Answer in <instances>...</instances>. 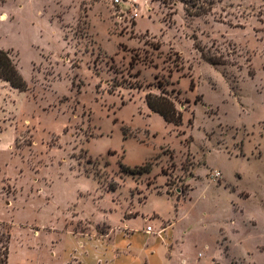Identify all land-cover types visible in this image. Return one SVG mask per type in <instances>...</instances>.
Masks as SVG:
<instances>
[{"label":"rangeland","instance_id":"1","mask_svg":"<svg viewBox=\"0 0 264 264\" xmlns=\"http://www.w3.org/2000/svg\"><path fill=\"white\" fill-rule=\"evenodd\" d=\"M0 48L28 84L0 79L9 264H65L64 227L143 245L162 220L190 264H264V0H0ZM161 84L181 126L146 103Z\"/></svg>","mask_w":264,"mask_h":264},{"label":"crops","instance_id":"2","mask_svg":"<svg viewBox=\"0 0 264 264\" xmlns=\"http://www.w3.org/2000/svg\"><path fill=\"white\" fill-rule=\"evenodd\" d=\"M157 216L158 217L154 219L151 218L147 220V222L152 224L162 220L159 215ZM148 218L149 216H147V219ZM132 219L133 218L125 220L126 223L124 224V228L126 231H131L129 222ZM144 220L146 219L144 218ZM171 221L173 222L171 223ZM174 221L175 220L160 221L156 232H154V227L152 225H148L152 227V232L147 231V226L144 230L145 238L142 237L144 240L143 245L137 242L138 239H136L137 237L134 233H127L126 240L122 245H119L115 243V240H113L112 243H107L99 238L74 234L69 228L64 227L68 234L76 238L79 243L78 250H75L74 254L71 255V258L68 259L65 264H69L72 261L78 264H86L77 257L79 253L82 254L83 257V249L85 248L83 239L88 240L89 242L96 241L98 242V245L105 246L107 251H111L110 257L104 259L99 257L94 264H102L103 262L104 264H190L188 253L184 252V248L180 247L179 243L185 246L186 243L184 240L191 237V231H183V235L178 239L179 236L174 232ZM109 227L113 230L112 226ZM159 242L163 243L162 245L165 244V248L159 246Z\"/></svg>","mask_w":264,"mask_h":264},{"label":"trees","instance_id":"3","mask_svg":"<svg viewBox=\"0 0 264 264\" xmlns=\"http://www.w3.org/2000/svg\"><path fill=\"white\" fill-rule=\"evenodd\" d=\"M202 8H191L185 3V11L189 16H199L202 12L199 11ZM210 11V10H203ZM197 49H199L197 47ZM157 50H160L158 45ZM200 50V49H199ZM202 53V52H201ZM210 63H216L212 59L206 58ZM0 79L8 82L12 88L19 90L20 92H25L28 90V84L26 80L19 73L16 68L10 53L7 50L0 48ZM164 84H161L160 95H155L149 93L146 95V103L150 110L159 114L165 122L173 124L175 126H181L183 123V114L176 108L175 103L167 97V92L165 90ZM120 169L123 173L136 175V174H148L151 172V165L144 164L142 166L129 167L125 164H120ZM10 243L11 234L7 226L0 223V264H9L10 255Z\"/></svg>","mask_w":264,"mask_h":264},{"label":"built area","instance_id":"4","mask_svg":"<svg viewBox=\"0 0 264 264\" xmlns=\"http://www.w3.org/2000/svg\"><path fill=\"white\" fill-rule=\"evenodd\" d=\"M116 2H119V0H116ZM147 231H148V232H152V227H151V226H148V227H147Z\"/></svg>","mask_w":264,"mask_h":264}]
</instances>
